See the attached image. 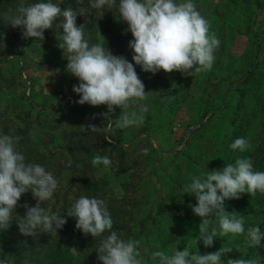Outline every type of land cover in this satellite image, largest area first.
<instances>
[{
  "label": "rangeland",
  "instance_id": "374dc122",
  "mask_svg": "<svg viewBox=\"0 0 264 264\" xmlns=\"http://www.w3.org/2000/svg\"><path fill=\"white\" fill-rule=\"evenodd\" d=\"M20 2L4 0L8 10L0 12L1 24L14 35L19 32L7 24L6 15L13 14ZM194 2L221 41L214 66L206 74L184 77L179 72L152 75L134 65L145 92H151L147 101L140 102L149 109L142 125L118 129L99 115L107 112V106L76 103L80 97L72 89L79 81L65 71L67 60L63 53H55L57 44L49 49L48 43L26 45L18 39L12 40L15 46L10 52L0 56V113L15 122L27 120L41 131L53 127L57 132L76 120L89 121L99 128L89 134L92 143L101 135L107 143L124 147V153L107 148L104 156L112 161L111 168L94 166L93 173L113 179L121 162L131 167V190L126 194L138 203L130 214L135 232L141 230L137 239L146 264H155L153 251L171 254L176 247L200 254L232 248L221 258L222 264L241 257L264 264V240L260 247L249 248L245 235L229 234L218 237L211 248L196 244L193 238L201 222L192 212L196 199L182 191L191 176L221 170L238 158L250 159L254 170L264 171V0ZM4 3L0 0L1 7ZM5 39L0 37L3 46ZM120 113L116 108L111 119ZM241 137L252 147L232 150L230 144ZM100 151L95 149L93 158ZM68 173L63 172V181L59 177L63 184ZM225 210L242 215L245 229L258 225L264 232V194H242L238 200L225 201ZM145 217L143 226H136ZM212 227H218L215 221Z\"/></svg>",
  "mask_w": 264,
  "mask_h": 264
},
{
  "label": "clouds",
  "instance_id": "9594fccd",
  "mask_svg": "<svg viewBox=\"0 0 264 264\" xmlns=\"http://www.w3.org/2000/svg\"><path fill=\"white\" fill-rule=\"evenodd\" d=\"M78 8L62 9L53 0H38L25 4L23 0L15 12L6 15L7 24L22 28L25 39L44 40V32L56 24L62 29L57 39V47L67 60L65 71L79 83L73 92L80 98L79 105L92 107L107 106V112L100 113L105 120L118 129L139 126L145 122L149 109L147 101L151 92H145V85L139 78L134 65L145 73L157 74L179 72L184 77H195L210 72L215 63V52L221 41L210 32V22L198 10L194 0H76ZM118 8L119 19L127 25L125 34L131 33L129 49L132 61L124 56L113 55L105 43H90L86 38L89 9L104 10ZM85 17V23L77 25V17ZM60 20L57 24L56 21ZM0 47H3L0 44ZM120 108L119 118L111 119L115 109ZM138 109V110H137ZM88 129L99 130L94 125ZM22 137L0 134V231H6L12 221L18 202L26 193L36 200L35 206L25 203L24 217L17 224L21 235L35 238L39 233L57 235L67 220L76 219L75 228L85 236L101 238L96 248L97 259L101 264H146L139 250L141 240L122 238L112 231L113 220L101 198L80 196L68 210L67 215L49 214L41 203L53 198L58 188V180L53 173L38 163L26 162V157L18 150ZM252 145L245 138H237L230 144L232 150L241 152ZM145 154L147 150L145 149ZM91 163L102 165L109 170L112 161L108 156L96 155ZM70 166V163H69ZM190 183L182 191L196 199L192 212L200 218L198 235L193 238L196 244L202 243L211 248L218 237L229 234L245 235L249 248L261 246L264 232L260 227L245 229L242 215L229 214L225 201L238 200L242 194L255 196L264 194V171L254 170L247 158H238L235 163H227L221 170L213 169L190 177ZM211 217H214L212 219ZM215 221L218 227H212ZM232 248L221 247L214 253L200 254L182 251L177 247L171 254L163 250L151 253L155 264H222V257ZM73 257L79 256L76 247L67 249ZM0 264H13L7 255ZM227 264H259L256 258L228 259Z\"/></svg>",
  "mask_w": 264,
  "mask_h": 264
},
{
  "label": "trees",
  "instance_id": "16d2710c",
  "mask_svg": "<svg viewBox=\"0 0 264 264\" xmlns=\"http://www.w3.org/2000/svg\"><path fill=\"white\" fill-rule=\"evenodd\" d=\"M34 2H38V0H23L25 4ZM53 2L60 4L62 9L67 7L76 9L80 6L76 0H53ZM118 3L119 0H117V5ZM87 5L88 0H84V6L87 7ZM7 10L8 7L5 3L2 7L0 6V12ZM1 16L4 18L3 14ZM87 20L85 33L90 43L106 42L105 46L107 45L113 55L124 56L128 60H132V51L128 47L132 36L130 32L125 34L127 25L119 19L117 7L104 10L89 9ZM59 22L58 19L56 23ZM84 23L85 17L78 16L77 25ZM13 31L19 32V34L14 35L8 26L6 27L0 22V35L6 37L5 46L0 47V56L14 48L13 39H18L26 45L33 42L48 43L49 49H52L62 34V29L56 24L52 29L44 32L43 41L23 38L22 28H14ZM0 44L2 43L0 42ZM55 53L63 52L57 48ZM26 115L28 118L29 113ZM6 117L0 113V134L22 137L18 144V150L26 157V162L44 166L46 170L53 173L59 182L53 198L41 203V207L45 208L49 214L67 215L68 210L82 195L89 198H101L105 200L113 220L112 231H116L125 239H137L138 235H142L141 230L139 234L135 232L136 227L132 223L135 218L133 214H130L133 213L131 209H135L138 203L135 202L134 197L126 194L131 190L128 182L131 167L121 162L123 165L121 164L117 168L113 179L97 177L93 173L94 166L91 161L93 159L92 152L95 149L101 150L100 156H104L107 148L124 153V147L107 143L101 135L99 136L101 140H95L99 146L89 140L91 139L89 135L91 130L88 129V126H98V124L76 120L70 127H65L57 132L53 127L41 131L27 120L19 119L18 122H15L13 118ZM98 132L97 134H99ZM65 171L69 172V178L63 184L61 180L63 181L62 175ZM118 191L119 196L116 194ZM25 203L30 206H35L37 203L30 192L24 194L18 202L20 206L15 209L10 227L4 232L0 231V259L7 255L13 264H101L96 253L101 238L93 239L90 235L85 236L77 230L74 217L65 216L67 223L58 231L57 235L39 232L35 238L21 235L17 221L19 217L25 215L26 210L23 207ZM147 220L145 217L136 226H143ZM72 247L77 248L80 252L79 256L73 257L69 254L67 249Z\"/></svg>",
  "mask_w": 264,
  "mask_h": 264
}]
</instances>
